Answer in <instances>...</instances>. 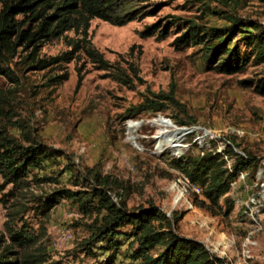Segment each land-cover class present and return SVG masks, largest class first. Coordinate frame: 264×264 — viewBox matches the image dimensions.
Returning a JSON list of instances; mask_svg holds the SVG:
<instances>
[{"label":"rangeland","instance_id":"obj_1","mask_svg":"<svg viewBox=\"0 0 264 264\" xmlns=\"http://www.w3.org/2000/svg\"><path fill=\"white\" fill-rule=\"evenodd\" d=\"M209 7L216 6L211 4ZM232 11L264 29V4L257 0H242ZM201 12L198 0H165L155 17L122 27L97 19L90 21V41L104 59L118 64L128 74L131 72L129 66L135 68L142 82L135 81L134 88L112 81L106 72L98 70L83 55L50 71L24 73L18 70L19 63L14 64L15 59L10 69L18 76L19 85L11 86L3 79L0 83L6 97L11 99L16 119L28 123L36 137L57 152L43 169L33 171L39 178L52 177L55 182L33 183L30 199L44 197L57 188L88 192L90 182L84 181L83 175L85 169L96 168L103 175L122 182L123 191L115 189L112 193L118 198L122 191L129 209L153 202L169 217L173 213L178 216L177 234L200 240L204 247L212 244L223 249L225 264H238L243 239L251 227L244 204L253 197L257 205L254 218L260 230L252 233L254 245L249 247L247 264H264V97L239 84V81L264 76V63H248L240 74L218 75L203 68L197 48L176 51L172 47L171 42L176 36L174 28L163 40L156 36L140 38L138 34L145 25L169 16L192 20L205 27L226 25L218 16L201 15ZM238 46L242 53L246 51L242 43ZM67 50L65 40L60 39L43 46L40 56L51 57ZM64 72L68 77L61 84L45 86L47 78ZM78 73L82 79L77 86ZM170 91L174 103L167 104L164 112H146L134 120H122L127 110L142 101L143 95L168 94ZM169 124L175 128H196L191 133L178 128L184 130L178 133L182 138L178 152L168 149L175 138L165 129ZM198 128L207 131V135L203 136ZM228 128L239 130L241 134H229ZM11 132L18 135L15 130ZM159 134H166L163 145H158L159 140L155 139ZM231 139L238 145L235 150L240 155L249 153L256 158L257 167L254 171L241 172L242 179L237 174L229 192L220 199L223 209V199H228L230 210L212 217L193 206L190 193L183 194L187 202L179 200L175 205L173 196L176 191L183 193L184 182L182 175L170 165V160L195 157L208 149L225 154ZM227 159L232 169L234 158ZM27 205L35 206L34 202ZM24 218L31 223L37 219L33 212ZM94 219V214L91 218L83 217L74 202L59 200L50 211L46 224L51 261L56 264H103L110 254L102 249L104 244H97L91 255L83 250L89 235L86 226ZM5 220V210L0 204V232ZM63 228L70 232L67 240L58 236V230ZM122 231L127 233L129 228ZM118 241L121 245L114 264H130L127 240L119 238Z\"/></svg>","mask_w":264,"mask_h":264},{"label":"trees","instance_id":"obj_2","mask_svg":"<svg viewBox=\"0 0 264 264\" xmlns=\"http://www.w3.org/2000/svg\"><path fill=\"white\" fill-rule=\"evenodd\" d=\"M201 15L210 13L226 22L222 27H205L192 20L175 16L163 17L145 25L138 33L140 38L156 36L165 39L172 28L176 36L171 44L176 51L197 48L206 71L218 75L242 73L248 63H264V29L256 22L240 18L232 9L242 0H198ZM246 1V0H244ZM264 4V0H257ZM165 0H0V79L11 86L19 85V78L10 69L16 59L22 73L50 71L83 55L107 77L125 87L134 88L139 81L135 68L129 66L130 74L118 64L109 63L92 45L89 37L90 21L93 19L122 27L130 22L155 17ZM214 4L216 7H209ZM217 7L227 8L228 12ZM231 10V11H230ZM201 18V17H199ZM72 33V37L67 34ZM63 39L68 48L58 55L41 57L43 46ZM239 43L246 49L240 51ZM18 60V61H17ZM68 77L66 72L47 78L45 86L61 84ZM82 77L78 73L77 86ZM243 87L264 97V76L239 81ZM13 87V88H15ZM10 92V89L8 90ZM7 91V92H8ZM0 83V204L5 210L3 231L0 232V264H56L51 261L48 250L46 224L50 211L61 199L72 201L83 217L95 219L86 228L85 254H93L97 244H104L109 256L103 264H114L120 249L119 238L127 240L130 264H223L211 256L202 243L183 237L176 232L178 216L166 215L153 202L129 209L123 196V184L110 175H103L96 168L85 169L83 180L90 182V191H73L57 188L44 197L29 198L33 183H53L52 177L33 174L51 161L57 152L44 145L30 125L17 118L11 99L5 95ZM174 103L172 92L143 95L142 101L125 112L122 120L136 119L142 113H162L167 104ZM11 130L17 131L15 135ZM231 147L238 149L233 139ZM226 146L225 153L233 157L231 172L224 167L221 156L205 150L202 155L171 159L170 165L190 183L200 188L193 195L194 207L210 216L226 214L231 204L224 198L230 184L239 172L254 171L257 161L249 153L236 154ZM70 172H74L68 167ZM79 179V178H78ZM76 179V180H78ZM10 187L9 191L5 190ZM120 189L117 196L112 193ZM200 197V198H199ZM117 199L119 200L117 202ZM34 202L35 206L27 204ZM223 211V212H222ZM33 212L35 223L24 217ZM129 228L127 233L122 230Z\"/></svg>","mask_w":264,"mask_h":264},{"label":"built area","instance_id":"obj_3","mask_svg":"<svg viewBox=\"0 0 264 264\" xmlns=\"http://www.w3.org/2000/svg\"><path fill=\"white\" fill-rule=\"evenodd\" d=\"M179 128H185V127H179ZM188 129L191 130V132H192L193 129H196V128H188ZM199 130L202 131L203 136L207 135V131H205L203 129H199ZM227 130H228V133L232 134V135L241 134V131H239V130H234L232 128H228ZM229 147H231V144ZM232 150L234 151V153L239 154V152L236 151L234 148H232ZM203 151H205V150H202L199 153V155H202ZM208 151H213V150L208 149ZM215 153H217L221 156V159L224 161L225 169L228 172H231L230 163H229V160L227 159V157H229V156L226 153L220 154L219 151H216ZM238 174H239V178L242 179L243 175L241 174V172H239ZM182 178H183V182H184L183 193H181V191H176V193L173 196V200H172L175 203V205L178 203L179 200H183L184 202H187V200L185 199L183 194H188V193L195 194V195L200 194V188L197 185L190 183L183 176H182ZM256 206H257L256 200L253 197H250L249 199H247V202L244 204V210H245L246 215H248V218L251 222V227L243 239L241 249H240V263H238V264H247V259L249 258V247L254 245V241L251 239L252 233L260 230V226L257 224V221L254 218V214H255L256 208H257ZM188 207H190L189 204H188ZM167 216L169 217V214H167ZM58 236H59V238H61L63 240H67L70 237V232H69V230L63 228V229L58 230ZM204 248L207 250V252L211 256H213L217 259H221L223 261V264H225L224 259L226 258V253L223 249L219 250L216 247H214L212 244H210L209 247L205 246Z\"/></svg>","mask_w":264,"mask_h":264},{"label":"bare ground","instance_id":"obj_4","mask_svg":"<svg viewBox=\"0 0 264 264\" xmlns=\"http://www.w3.org/2000/svg\"><path fill=\"white\" fill-rule=\"evenodd\" d=\"M175 127L169 124L168 126H166L165 129L168 132V135H170V136L174 135L175 136V138H173V142H172L173 145L169 146L168 149L175 151V152H178L180 150V147H181V145L179 143L182 140V138L180 137V135L178 133L184 132V130L178 129L179 127H177V128H175ZM184 129H187L189 132H191V130H189L188 128H184ZM165 137H166V134H159V135L155 136V139L159 140L158 145H163V143L165 141L164 140Z\"/></svg>","mask_w":264,"mask_h":264},{"label":"crops","instance_id":"obj_5","mask_svg":"<svg viewBox=\"0 0 264 264\" xmlns=\"http://www.w3.org/2000/svg\"><path fill=\"white\" fill-rule=\"evenodd\" d=\"M185 237H187V236H185ZM198 241H200V240H198Z\"/></svg>","mask_w":264,"mask_h":264}]
</instances>
